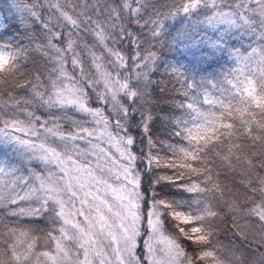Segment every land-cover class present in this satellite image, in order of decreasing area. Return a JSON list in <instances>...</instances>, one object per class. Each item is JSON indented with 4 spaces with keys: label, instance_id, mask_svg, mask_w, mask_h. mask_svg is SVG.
Instances as JSON below:
<instances>
[{
    "label": "snow or ice",
    "instance_id": "6c2138e0",
    "mask_svg": "<svg viewBox=\"0 0 264 264\" xmlns=\"http://www.w3.org/2000/svg\"><path fill=\"white\" fill-rule=\"evenodd\" d=\"M7 3L0 264H264V0Z\"/></svg>",
    "mask_w": 264,
    "mask_h": 264
},
{
    "label": "trees",
    "instance_id": "16d2710c",
    "mask_svg": "<svg viewBox=\"0 0 264 264\" xmlns=\"http://www.w3.org/2000/svg\"><path fill=\"white\" fill-rule=\"evenodd\" d=\"M7 8H8L7 0H0V15H4V14L10 15L9 13H7ZM162 133H163V128L160 127V130L156 132V135L160 136ZM229 238H230L229 235H225V234L221 235V240L224 244L228 243Z\"/></svg>",
    "mask_w": 264,
    "mask_h": 264
}]
</instances>
